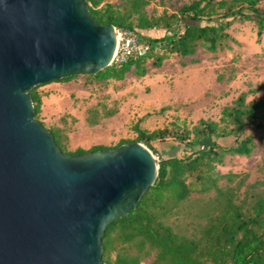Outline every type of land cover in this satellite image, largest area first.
Segmentation results:
<instances>
[{"label": "water", "instance_id": "1", "mask_svg": "<svg viewBox=\"0 0 264 264\" xmlns=\"http://www.w3.org/2000/svg\"><path fill=\"white\" fill-rule=\"evenodd\" d=\"M116 29L86 0H0V264H105L106 227L155 182L145 145L71 157L34 119L29 92L109 67Z\"/></svg>", "mask_w": 264, "mask_h": 264}, {"label": "trees", "instance_id": "2", "mask_svg": "<svg viewBox=\"0 0 264 264\" xmlns=\"http://www.w3.org/2000/svg\"><path fill=\"white\" fill-rule=\"evenodd\" d=\"M112 1L86 0L92 18L101 25L132 29L152 48L159 46L161 51L129 60L121 67L110 65L93 76L74 75L33 88L29 95L35 121L42 104L38 89L49 83L69 82L78 77L85 78V85L120 82L128 75L143 78L151 70L161 69L170 55L184 59L194 57L198 49L209 54L229 50V42L237 43L229 34L234 24H250L257 41L264 38V0L263 7L259 6L260 0H191L175 12H163L160 16H148L144 11L150 0ZM152 30L161 34L155 38L147 36ZM223 115L234 125L232 130L219 131L215 123L201 120L198 126L190 131L184 128L177 136L188 141L185 146L191 149L190 155L160 157L162 163L155 182L134 210L106 227L101 239V260L105 264H264V192L252 201L244 199L237 203L235 188L218 185L221 178L230 177L215 172L226 154L251 156L257 147L252 131L259 130L258 140H264V100L246 104L241 94ZM248 127H252L251 133L243 135L251 129ZM48 131L58 150L71 157L114 150L129 143H142L157 154L153 143L165 136L164 130L139 131L135 141H120L113 148L93 146L89 150L67 152L59 132ZM231 134L235 140L229 147L217 143L216 139ZM209 191L214 192L215 213H205L206 225L200 235H178L167 223L169 218L190 194Z\"/></svg>", "mask_w": 264, "mask_h": 264}, {"label": "rangeland", "instance_id": "3", "mask_svg": "<svg viewBox=\"0 0 264 264\" xmlns=\"http://www.w3.org/2000/svg\"><path fill=\"white\" fill-rule=\"evenodd\" d=\"M190 1L150 0L144 11L148 16L171 14ZM259 6L263 7V0ZM229 34L237 42H229V50L209 54L198 49L194 58L185 59L170 55L163 68L153 69L143 78L128 75L120 82L85 85V78L78 77L42 86L38 89L42 104L37 121L45 129L59 132L67 152L93 146L113 148L120 141H135L139 131L164 130L165 136L153 143L155 157L190 155L191 149L185 146L188 141L177 137L184 128L190 131L202 120L228 132L234 125L223 111L231 109L241 94L246 104L264 100V38L258 42L247 23L232 25ZM180 63L185 67H179ZM248 128L243 135L251 133L252 127ZM252 135L257 147L251 156L226 154L215 168L219 175L230 177L221 178L218 185L235 188L237 203L252 201L264 192V140L259 142V130ZM233 136L216 141L229 147ZM214 201L213 191L192 193L167 223L178 235L199 236L206 225L205 213H215Z\"/></svg>", "mask_w": 264, "mask_h": 264}, {"label": "built area", "instance_id": "4", "mask_svg": "<svg viewBox=\"0 0 264 264\" xmlns=\"http://www.w3.org/2000/svg\"><path fill=\"white\" fill-rule=\"evenodd\" d=\"M116 49L110 65L121 67L129 60H135L149 53L160 52V47L152 48L150 43L143 40L140 35L132 29H116Z\"/></svg>", "mask_w": 264, "mask_h": 264}, {"label": "crops", "instance_id": "5", "mask_svg": "<svg viewBox=\"0 0 264 264\" xmlns=\"http://www.w3.org/2000/svg\"><path fill=\"white\" fill-rule=\"evenodd\" d=\"M160 34H161V31H157V30H152V31L146 33L147 36L154 37V38H155L156 35L159 36ZM192 58H194V57H192ZM180 65H182V66H180ZM180 65L178 64L179 67H185V65L182 64V63H180ZM193 79H195V77Z\"/></svg>", "mask_w": 264, "mask_h": 264}, {"label": "bare ground", "instance_id": "6", "mask_svg": "<svg viewBox=\"0 0 264 264\" xmlns=\"http://www.w3.org/2000/svg\"><path fill=\"white\" fill-rule=\"evenodd\" d=\"M116 33V32H115ZM116 38H117V35L115 34Z\"/></svg>", "mask_w": 264, "mask_h": 264}]
</instances>
